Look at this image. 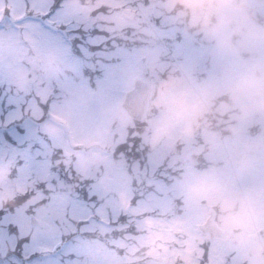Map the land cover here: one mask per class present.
I'll return each mask as SVG.
<instances>
[{
  "label": "rangeland",
  "instance_id": "obj_1",
  "mask_svg": "<svg viewBox=\"0 0 264 264\" xmlns=\"http://www.w3.org/2000/svg\"><path fill=\"white\" fill-rule=\"evenodd\" d=\"M198 1L199 0H189L186 3H190V5H192L191 8L195 9L194 5ZM241 1L247 3L248 6L254 7L256 5V0ZM47 4V0H32L30 2L25 0H0V20L2 16L7 13L6 10L8 7H10V15H19L30 9L41 13V11L47 9ZM25 5L28 6L27 9H25ZM172 8L173 6L169 4L167 13L163 15L165 22L174 25V27L170 26L168 28L170 32L167 34L170 37L173 36L174 32H178L179 28L177 23L182 21L183 16L182 13H171L173 11ZM262 9L264 10V7H262ZM77 10L78 8L73 6L69 9L68 14H74ZM153 10L156 13H152L150 9L148 13H133L134 17L132 19L138 20L140 16H143L145 21L149 23L150 21L153 22L151 25L141 29L145 36H148L152 31V36H156L158 39L163 36L166 37L164 30L158 29L155 25V21L152 19L153 16H159L161 13L154 7ZM106 18H109V16ZM228 18L231 19L230 21L234 22V18L240 19L241 16H239L238 13H229ZM192 23H195V17ZM96 24L98 27L94 34V41L95 43H103L104 45L102 44V47H104L106 46L107 39L105 36L98 33V31H100L99 19ZM117 25L119 26L121 24ZM121 26L125 25L122 24ZM233 27L235 28V23H233ZM246 27L250 30L253 29L252 26L248 24ZM115 28L114 24L113 26H108V30H113ZM229 30L231 32L232 29ZM210 33L211 32L206 31V34L201 33L200 37L208 39ZM130 36V39L134 40H138L139 38L137 35L133 34H130ZM227 36L228 34L220 39L224 45L227 43ZM121 37L124 38V42L127 45L129 37L127 35H121ZM139 41H142V38H139ZM185 43L187 44V42ZM39 44L40 42H34L36 50L41 51V48L44 49L45 56H51L54 52L57 53L61 51L59 43L53 45L49 42L41 48L38 46ZM239 44L246 47L244 54L248 53L250 57H253L255 53L257 56H261L259 60L264 61L263 36H257L245 30L243 39L240 40ZM181 45V40H179V43L176 45L175 56L178 55ZM229 45L230 58L240 55V50L236 47L234 42H229ZM127 46L131 47V49H126V56H121L119 49L116 48H111L109 52L102 50V56L98 59L101 61L99 72L98 74L94 73L93 86H90V83L87 80H83L80 75L76 74L77 77H75V75L72 74L74 68L78 71L76 65L67 62L64 63L65 67L62 66L60 63L62 59L56 62L53 69L51 66L45 69V74L38 80V84H30L29 82H31V79L27 80V78H23V82L19 84L20 86L18 88H20V90L18 97L16 98V95L14 97L16 98L15 105L17 104V108H14L13 111H9L5 117L6 123H10L12 120L15 121L22 112L20 104L26 102L24 108L26 109V115H28V117L22 119V122L19 123L18 130L16 128L11 130L12 138L16 141L17 145L24 142L25 129L38 138V132H42L44 136L50 139V143L45 140V143L40 148L42 157L44 155H54L57 150H62L63 155L55 160V164L58 162L59 164L74 162L76 168L83 171L82 173L84 175L88 174L87 169L89 165L100 164V167H103V172H100V174L96 176L93 191L101 196L109 198V200L106 199V201L103 202L99 210H94L95 212L92 209L94 206L91 200L88 202L84 200H74L71 202V218L67 220L69 227L64 225L67 230L65 232L67 236L70 237V240L62 235L61 228H63V222H57L54 220V217L46 211H41L40 215H38L41 224L34 228L30 224V216L28 214L20 211L18 212L17 210L14 214L8 215V219L19 226V238H26L23 239L24 245H30L28 251L37 248L44 254L43 257L40 258L32 257L26 264H35L37 260L42 258L43 264H52V259L58 261L59 264H198V259L201 258V253L203 252L204 246L207 244L208 249L211 250L210 256L212 264H220L222 262V252L225 250L237 252L240 258H245L244 239L245 236L248 235L247 224L243 227V233L239 229H235L241 227L245 222H243L241 214L239 215L232 207L236 205L235 203L238 201L237 197L241 194L244 196V199L251 204L246 203L244 206L242 205L243 207L247 206L253 208L259 206L257 209L258 212H260L261 215L264 214L263 204L259 205L260 202H263L261 198L263 195L262 185L258 179L260 170L258 161L254 160V158H256L255 152L258 146L259 130L250 129L251 133L254 134L253 138L247 133L245 129V110L242 109V115L240 114L237 117V121H235L233 125L232 143L229 142L230 144H228L225 139L216 142L219 148L215 149L214 156H210L212 151L204 152L205 158H212L217 165L222 162L226 167L229 163H232L233 167L231 171L212 173L210 168L205 169L202 173L203 177L196 178V180H194L196 182H186L188 178L184 177L181 178L182 180L175 179L172 181L173 183H167L158 177H154L155 171L151 174V172L148 173L146 171L148 169H146V167H137L136 165L130 166L126 164L123 155L114 157L113 153L116 152L118 146L124 144L126 141H131L136 143L139 147H144L149 140L148 132H152V135H155L154 137L157 139L155 146L158 144L155 149L160 158H163L162 152L163 149L166 148L165 146L168 147L169 144H173V142L168 141L171 140L168 134L172 133L174 135L175 131L174 123H172L170 127L167 126L164 128L165 117L168 115L170 119H173L174 113L179 111L176 102L167 106L169 97L173 93V88L168 85L167 87L165 86L164 89H160L155 100L159 109L155 107L154 113L157 114L151 119L146 120L148 124H138L127 114H124L122 101L125 92L133 85L135 77L147 76L148 78L160 79V73H162V69H160V71L154 68L149 59V62L144 63L145 58L141 57L143 49L139 47V44L135 47L133 44ZM146 49L148 55L150 54L151 56V49ZM66 50L68 49H64L63 52ZM185 50H187L186 46L183 47L184 53ZM188 51L190 53L186 52V54L193 63L205 62L211 58L210 60L213 62L211 71L215 72V78L211 73V77L205 81V85L211 86V88L225 86L226 89H229V84L227 85L228 78H225L222 71V56L215 55V53L209 56L212 52H208L202 57L200 56V51L192 44ZM24 52V46L17 47L12 44L10 40H0V82L4 80L6 73H11V70L8 68V66L12 64L11 60L20 61ZM164 53L168 54V48ZM153 57L155 59L157 55ZM155 61L156 63L160 62L159 59ZM228 64L231 70L238 71L240 78H242V75L245 73V67L249 68L253 66L252 62H240L239 64L237 60L233 59H229ZM168 65L169 64L163 66V74ZM189 65L190 64L183 65L182 68H190ZM2 66H5L6 69ZM224 67L226 69L225 64ZM5 70H7V72H5ZM25 73L23 67L19 65L18 70H14L13 76L19 77L25 75ZM236 75L237 73L235 76ZM206 76L207 74L203 73L198 77L203 79ZM64 77H67L68 82L64 83ZM155 79L152 80L156 81ZM240 81L242 86L245 80L242 78ZM55 82H58L60 87V91L56 93L59 99L52 104L49 113H47L48 116H45L44 122L36 123L35 120L39 117V108L35 104V101H26V95H31V88L35 87L36 94H38L39 91L42 92L40 96H43L41 97V101L44 103L46 101L45 94L51 91V87L55 85ZM252 85L253 81L249 79L247 83L243 84L240 93L235 90V96L238 98L236 99V104L244 105L242 103V98L251 94L250 87ZM42 86L48 87L43 91V89H41ZM258 87H252V91L257 90ZM14 98L11 99V101H13ZM33 104L34 107H32ZM1 111L0 108V112ZM135 125L139 126L135 127ZM189 135V133L185 132L184 136ZM2 137L5 139L4 135ZM150 143L153 144L152 141H150ZM7 145L17 146L13 143ZM207 148L209 149L210 147ZM249 150L252 152L251 154H249ZM4 151H6L5 145L0 144V153ZM229 151L232 154V162H227L230 158L228 157ZM231 154H229V156H231ZM183 157L185 158L186 154H183ZM171 158H173V156H171ZM256 159L258 160V158ZM187 163H190V161ZM98 169L93 170L98 173ZM151 169H149V171H151ZM10 171L11 164L9 160L0 156V194L4 193L6 190H10L11 192L24 190L27 187V181L31 182L35 180L37 182L36 179H48L49 177L47 166L35 173L32 171H23L16 176L15 179H10ZM206 173L207 177H204ZM175 174L176 173H174L171 168H166L165 178L167 180H171L178 176ZM13 175L15 176V173ZM213 178L215 179L212 180ZM78 182L81 185L85 180L78 179L77 183ZM201 182H207V189L204 188V193L200 192L197 194L195 204L194 202L189 203L188 200L182 198L183 193H191V191L194 190L195 186H193V184L196 183V186L200 188ZM144 183L148 185L155 184L157 189L163 192L166 200H161L160 207L154 210L156 215L161 214L162 217L154 219L147 217L143 220L145 225H142L141 228L148 230L151 234L142 233L141 236L137 237V243H134L133 239L135 235L129 231V228L126 229L120 225L114 228L110 223V219L114 214L122 212L125 213L131 221L133 218H136L135 213H141L149 209L147 208L149 206L144 202L146 199L138 205L129 206L132 195L139 192H136V188H132L131 185L141 187ZM113 191L116 192V195H112V197L115 198L116 196V199L118 198L117 200L111 197ZM51 196V206L48 207V209L55 207L60 209L65 208L71 201L70 197L62 192L53 191ZM169 196L176 199L182 198L180 200L185 202L180 213L176 214L175 208L173 209L168 199ZM162 202H165V205ZM213 206H217L219 209L218 211L221 213L219 219L222 221V227H225L226 233L220 239L209 241L207 236L200 232L199 224L205 220ZM255 212L256 209L251 212V220H253ZM93 214L99 215L102 220L99 217L97 219L94 218ZM55 215H58V213L56 212ZM170 215L173 217H170ZM242 216L245 217V214ZM78 219H90L86 225L80 228V231H96L101 235H113L114 237L109 238L113 246L101 245L98 239L89 240L87 238L83 239L80 236L75 237L76 240L73 241L70 236L71 231L69 228H71L73 232H76V225L72 220ZM5 222L6 217L0 221V225ZM137 227H139L138 224ZM119 231L122 235L115 236ZM159 232L161 233L159 234L160 237L156 240V235L152 234ZM6 245L10 248L11 242L0 237V256H2L6 250ZM139 245H143V247ZM23 247L24 246H22L21 251ZM51 250H55L54 257L49 254ZM142 257H148V259L143 260ZM178 259L182 261H176ZM256 261L259 264L258 259H256Z\"/></svg>",
  "mask_w": 264,
  "mask_h": 264
},
{
  "label": "trees",
  "instance_id": "obj_2",
  "mask_svg": "<svg viewBox=\"0 0 264 264\" xmlns=\"http://www.w3.org/2000/svg\"><path fill=\"white\" fill-rule=\"evenodd\" d=\"M30 2L32 0H26ZM47 9L44 11L37 12L38 17L35 15L29 14L26 19L20 22L19 27L14 25H10L3 30H0V40L6 41L10 40L12 44L18 46H24L25 52L23 53L22 58L19 60H11L12 64L7 66L11 70V73H6L5 78L2 82H0V141H4L7 144L13 143L16 144V141L12 138L11 130L16 128L19 129L18 126L21 121V117L26 119L28 115H26L25 104L26 102H22L20 107L22 109L21 114L15 119V121H11L10 123L5 122V117L9 111H13L14 108H17V104L15 105L16 98L18 97V93L20 88H18L20 83L23 82V78L31 79V83L38 84V80L45 74V69L48 66H51L53 69L56 65V62L59 59H62L60 62L62 66L65 67L64 63L70 62L78 67L74 68L72 71L76 76L80 75L83 80H87L90 83V86H93L94 73L99 72V66L102 56V50L108 51L111 48L119 49V53L121 56H126V49H131L127 45L133 44L138 45L143 49V54L141 57H144V63L149 62L148 59L152 62L153 67L156 69H162L163 66L167 64V62L171 59L167 53L164 51L168 48L169 40L167 37H162L158 39L156 36H152V32L145 36L141 30L144 29L145 25L148 23L145 21L143 16H140L138 20H133V13H141L147 12V8L152 10V13H156L153 10V7L159 10L161 13L159 16H153V20L155 21V25L158 29L164 30L167 26L163 19L164 13L168 8V5L173 6V11L171 13H179V9L187 8L191 10L190 3H186L189 0H47ZM64 2V7L61 10L60 5ZM185 2V3H183ZM73 6L77 7L78 10L69 15V9ZM9 8V7H8ZM28 13L35 12L33 9L27 11ZM101 13L102 16L100 15ZM110 13H113L112 15ZM109 14V18L108 17ZM42 15V16H41ZM8 16V15H7ZM98 17V18H97ZM124 20H123V19ZM100 20V32L99 34H106L108 36L106 46L102 47V44L95 43L94 34L97 31L98 25L96 22ZM163 19V20H162ZM45 20L47 22H45ZM68 23L69 25H65ZM112 23V24H111ZM116 27L113 30H108V26L112 25ZM123 24L125 26L117 25ZM130 34L137 35L139 38H142V41H137L130 39ZM121 35H127L129 37L127 41V45L124 42V38ZM147 35V34H146ZM117 36V37H116ZM133 42V43H131ZM144 40V41H143ZM34 42H40L38 46L43 47L47 43L55 44L59 43L61 48L60 52H54L51 56L44 55V49L36 50L34 46ZM104 45V44H103ZM151 49V56L148 55L147 49ZM169 48L175 49L174 43L172 47ZM168 48V49H169ZM64 49H68L63 52ZM27 50V51H26ZM164 50V51H163ZM121 51V52H120ZM131 52V51H130ZM26 53V54H25ZM157 55L154 59L153 56ZM51 57V58H49ZM140 57V58H141ZM131 58V57H130ZM103 59V58H102ZM159 59L160 62L156 63L155 60ZM1 61V60H0ZM10 64V63H9ZM19 65H21L26 72L23 76H13L14 70L17 71ZM4 69L5 66H2ZM46 67V68H45ZM168 70V67L165 68V72ZM161 71V70H160ZM7 72V70H5ZM162 74V73H161ZM34 76V77H33ZM64 83L68 82L67 77L63 78ZM48 86H42L41 89H46ZM31 95H26V101H35L37 105V97H39V102L41 104L42 92L35 93V87L31 88ZM59 83L55 82V85L51 87V91L45 94L46 101L51 97L50 102L45 108V116H48L49 110L52 107V104L59 99V96L56 95L59 90ZM62 89V88H61ZM16 95V98H14ZM44 95V94H42ZM11 101V99H13ZM11 101V102H10ZM30 104V103H29ZM32 106V105H31ZM34 107V104L33 106ZM123 110V109H122ZM124 114L126 111L123 110ZM128 115V114H127ZM57 119V118H56ZM56 121V120H55ZM39 138H46L47 142L50 143V139L47 136H44L42 132H38ZM5 139H3V136ZM5 145V144H4ZM19 146V145H17ZM55 170L51 174L52 182L55 184V189H51L50 191L42 190L38 186L42 181L47 182L48 179H36L33 181H27V187L24 190L11 192L10 190H6L4 193L0 194V221L6 217L7 215H12L14 212L18 210V212H24L25 214H31L38 212L37 206L49 203L52 199V192L61 190L63 193L69 195L70 199L75 196V193L78 192L79 187L81 186L78 179H84L85 182L91 181V189L93 191L96 176L103 172V167H100L99 164H91L89 165L87 175H84L81 170L76 168L74 162L67 163H54ZM99 168V169H98ZM93 169H98V173H96ZM67 171V172H66ZM11 173V171H10ZM58 173V180L56 179V174ZM95 192V191H93ZM25 193L28 194V198H23ZM97 193V192H96ZM116 192L113 191L112 195H116ZM99 195V194H98ZM115 199L114 197H112ZM47 201V202H45ZM93 211L98 210L95 207H92ZM95 212V211H94ZM94 215V214H93ZM58 218V215L55 216ZM71 217V216H70ZM94 218H100L99 215H94ZM86 222V221H85ZM23 241L20 242V249H22ZM211 250H209L208 255L205 254V260L208 261V264L211 263ZM240 260V259H238ZM202 263V261L200 260Z\"/></svg>",
  "mask_w": 264,
  "mask_h": 264
},
{
  "label": "snow or ice",
  "instance_id": "obj_3",
  "mask_svg": "<svg viewBox=\"0 0 264 264\" xmlns=\"http://www.w3.org/2000/svg\"><path fill=\"white\" fill-rule=\"evenodd\" d=\"M27 5H25V9H27ZM64 7V2L61 3L60 9L62 10ZM28 15L27 10L24 13L19 15H9L2 20H0V30L4 28L14 25L19 27L20 22L25 20ZM65 25H69L65 23ZM51 97L43 104L39 102V97H37V107L39 108V117L36 118V123H43L45 120V108L50 102ZM21 117V121H22ZM2 134V131H0ZM47 140L44 137L38 138L34 136L30 131L25 129V140L19 146L7 145L6 142L0 141V144H5L6 151L0 153V156L5 157L9 160L11 164V173L10 179H15L23 171H32L38 172L41 168L47 166V170L49 173V179L47 182L42 181L38 186L42 190L50 191L55 188V184L52 182L51 174L54 172L55 167L54 163L56 159H59L60 156L63 155L62 150H57L54 155H44L42 157L40 148ZM139 146L131 141H126L124 144L119 145L116 152L113 153V156L116 157L118 155H123L125 159V163L131 165H136L137 167L141 166L142 163V152L138 150ZM67 172V171H66ZM15 173V176L13 175ZM58 173L56 174V179L58 180ZM91 181L85 183L82 182L79 187L78 192L75 193V196L72 200L65 206L63 210L64 218L70 219V210H71V202L74 199L88 201L91 200L93 206L98 210L103 205V199L100 195L93 192L91 189ZM147 191H140L138 193H134L129 201V206H135L136 203H140L143 200L155 195L150 185L145 186ZM23 198H28V194L25 193ZM47 202V201H45ZM110 223L114 225H120L124 228L132 227L129 217L125 213H116L110 219ZM19 226L15 222L8 219V215L6 213V222L0 225V237H3L6 241L11 242L10 248L6 245V250L3 255L0 256V264H26L28 260H31L32 257H43V253L40 249L33 248L31 251H28L29 244H25L23 250H20V242L21 238H19ZM26 239V238H23ZM50 256H55V250L50 251ZM201 261L202 264H208V261L205 260V255L201 253ZM35 264H43V258L39 259L35 262ZM52 264H59L58 261L52 259Z\"/></svg>",
  "mask_w": 264,
  "mask_h": 264
},
{
  "label": "flooded vegetation",
  "instance_id": "obj_4",
  "mask_svg": "<svg viewBox=\"0 0 264 264\" xmlns=\"http://www.w3.org/2000/svg\"><path fill=\"white\" fill-rule=\"evenodd\" d=\"M225 55H226V57L223 60L222 71H223L225 78H228V77H230V73L232 71L230 68V65L228 64V60L232 59L229 57V55H230L229 49H227L225 51ZM224 64L226 66V69L224 67ZM228 84H229V81H228L227 85ZM222 87L225 88V86H221L220 88H222ZM244 101H246L244 116L246 119L245 129L247 130V133L250 134L253 138L254 134L251 133L250 129L251 130H254V129L259 130L258 131V133H259L258 146H257L256 152H255V157L258 158V160L256 158H254V160L258 161L259 170H260V172H262V175H264V90L255 91V95H253V96L248 95L247 100L245 99ZM227 107H229V106H227ZM228 110H229V108H228ZM228 110L222 112L224 114H222V118H221L222 120L219 123L217 122L218 113L216 111L213 112L212 116H210L211 122H210L209 126H210L212 132L210 134L208 132H205L206 135H209L208 137H205L206 142L212 143V147L210 149L212 151V153L210 154V156L215 155V149L217 147L216 142H218L219 140L225 139L228 144L232 143L233 125H234L233 113H230ZM224 116H225V118H224ZM219 124H221V125H219ZM197 139H198V137H197ZM251 153L252 152L249 150V154H251ZM229 154H231V152L228 153V157H230V158L227 160V162H229L230 160H233L232 154H231V156H229ZM215 164L216 163L213 161V159L208 157L204 160L203 164L196 162L195 167L196 168H204V169L210 168V170H215V167H214ZM232 167H233V164L229 163L226 167L227 171L230 172ZM261 182L262 181L260 179V183ZM263 190H264V188H263ZM261 204H263V206H264V202ZM257 209L258 208H256V212L254 213L253 221L255 223V226L257 227V230L259 231V233H261V235H260L261 239H262L261 247L263 248V251H264V214L261 215V213L258 212ZM247 221L249 222L248 230L251 231L253 226L251 225V216L250 215L247 218Z\"/></svg>",
  "mask_w": 264,
  "mask_h": 264
},
{
  "label": "water",
  "instance_id": "obj_5",
  "mask_svg": "<svg viewBox=\"0 0 264 264\" xmlns=\"http://www.w3.org/2000/svg\"><path fill=\"white\" fill-rule=\"evenodd\" d=\"M154 86L152 83L138 79L135 81L132 89L126 92L123 106L137 120H143L149 108V102L153 97ZM33 224H38L36 219L32 220ZM204 231L211 230L213 234H222L211 220L201 226ZM214 236V235H213Z\"/></svg>",
  "mask_w": 264,
  "mask_h": 264
}]
</instances>
